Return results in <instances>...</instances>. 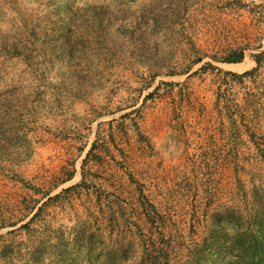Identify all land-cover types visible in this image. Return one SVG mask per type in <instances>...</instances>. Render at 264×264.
Segmentation results:
<instances>
[{
  "label": "rangeland",
  "instance_id": "rangeland-1",
  "mask_svg": "<svg viewBox=\"0 0 264 264\" xmlns=\"http://www.w3.org/2000/svg\"><path fill=\"white\" fill-rule=\"evenodd\" d=\"M0 264H264V0H0Z\"/></svg>",
  "mask_w": 264,
  "mask_h": 264
},
{
  "label": "trees",
  "instance_id": "trees-1",
  "mask_svg": "<svg viewBox=\"0 0 264 264\" xmlns=\"http://www.w3.org/2000/svg\"><path fill=\"white\" fill-rule=\"evenodd\" d=\"M260 56H261V55H259V56L256 57V61H257L258 64L261 62V60H260ZM243 57H244V54L241 53L240 55H236V56H227V57L223 58L221 61H223V62H238V61H241V60L243 59ZM202 59H203V57L200 58V61H201ZM250 72H251V71H247V72H245V73L242 74V75L248 74V73H250ZM231 74H232V75H235V76H238L237 74H234V73H231ZM239 76H241V75H239Z\"/></svg>",
  "mask_w": 264,
  "mask_h": 264
},
{
  "label": "bare ground",
  "instance_id": "bare-ground-1",
  "mask_svg": "<svg viewBox=\"0 0 264 264\" xmlns=\"http://www.w3.org/2000/svg\"><path fill=\"white\" fill-rule=\"evenodd\" d=\"M235 69H238V70H244L246 68V64L244 63H240V64H233L232 65Z\"/></svg>",
  "mask_w": 264,
  "mask_h": 264
}]
</instances>
